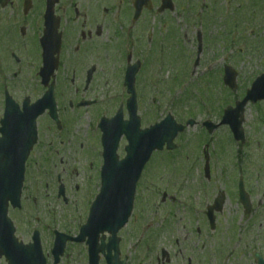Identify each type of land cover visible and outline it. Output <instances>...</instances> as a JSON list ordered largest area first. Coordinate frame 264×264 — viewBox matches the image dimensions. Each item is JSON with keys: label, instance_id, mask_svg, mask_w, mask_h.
<instances>
[{"label": "flooded vegetation", "instance_id": "obj_1", "mask_svg": "<svg viewBox=\"0 0 264 264\" xmlns=\"http://www.w3.org/2000/svg\"><path fill=\"white\" fill-rule=\"evenodd\" d=\"M162 3L152 0L148 9L143 0H0V143L26 142L27 124L38 115L22 209H10V218L18 241L39 247L45 264H264L263 151L243 153L239 147L232 183L217 187L210 184L215 168L206 145L185 172L207 184L189 185L187 199H177V194L142 202L137 198L122 226L107 223L113 216L100 217L98 210L91 216L103 168H113L105 165L99 124L119 112L125 122L131 119L125 85L129 66L138 69L134 118L145 127V15H161ZM50 26L60 43L51 73L44 48ZM50 90L56 108L49 102ZM92 126L97 127L100 157L93 185V166L75 143ZM66 137L73 141L64 142ZM257 144L258 149L262 143ZM128 145L124 136L116 152L119 160L127 156ZM159 154L154 152L151 160ZM218 171V180L226 183L224 169ZM75 176L83 178L74 181ZM22 212L26 227L18 235Z\"/></svg>", "mask_w": 264, "mask_h": 264}, {"label": "rangeland", "instance_id": "obj_2", "mask_svg": "<svg viewBox=\"0 0 264 264\" xmlns=\"http://www.w3.org/2000/svg\"><path fill=\"white\" fill-rule=\"evenodd\" d=\"M174 1L177 10L173 16L168 13L145 15V68L142 74L145 87L142 102L145 125L156 122L158 117L155 113L158 109V119H163L171 112L179 122L185 123L193 118L199 122V126L188 129L176 140L178 149L173 154L156 157L145 173L141 189H138V200L141 202L161 199L164 193L168 196L177 194V199H187L188 191H184L189 185L207 184L203 178L184 174L186 167L198 162L205 146L203 142L197 144L205 135L201 130V123L207 119L219 122L220 110H225L229 103L233 106L244 95L245 88H249L255 78L264 73V0ZM156 2L159 3V0ZM154 27L156 29L153 35L156 38L152 37L149 41V32ZM199 32L204 35V51L200 64L192 75ZM225 65L232 66L239 74L238 89L234 92L223 85L221 74ZM155 83L158 84L156 88L153 86ZM203 106L208 112L205 113ZM258 118L264 120V103L253 107L248 105L244 128L252 144L244 147L243 153L264 152V125L259 124ZM224 130L211 137L205 135L206 141L210 140L209 152H212V166L215 168L210 184L217 187L222 183L227 186L233 181L231 169L234 167V151L237 146L232 143L230 131L227 128ZM63 141L69 143L73 140L66 137ZM258 142L262 145L257 149ZM75 143H79L78 150L93 166V185L100 166L97 127L92 126L85 139ZM187 156H190L189 160ZM169 158L175 161L170 163ZM218 169H224L223 179L225 178L226 183L218 180ZM82 178L75 176L74 181L80 182ZM87 192L90 194L89 190ZM48 196L50 197V191ZM21 223L22 230L20 228L18 235H22L26 227L24 212ZM4 262L0 260L1 264H5Z\"/></svg>", "mask_w": 264, "mask_h": 264}, {"label": "water", "instance_id": "obj_3", "mask_svg": "<svg viewBox=\"0 0 264 264\" xmlns=\"http://www.w3.org/2000/svg\"><path fill=\"white\" fill-rule=\"evenodd\" d=\"M236 78H237V73L234 70H232L231 68H226L225 84L227 86H229L232 90L236 89V87H237ZM250 99L253 102H257L258 100L264 99V76L258 80L257 91L254 88L253 91L249 92L248 97L242 103L238 104L236 110L233 111L232 109H229L226 112V117L224 119L223 124H230L231 127H233L234 125L237 124L238 127H235V128L233 127L234 132L236 134V137L238 134L242 135V131L240 130L239 126H241V124L243 122L244 108ZM239 119H241V120H239ZM193 124H194L193 122L190 123V125H193ZM161 127H163V130H162V132L160 130V133H159V135L161 136L160 148L162 149L164 142H167L169 144V149L174 148V146L172 145L173 140L177 136L178 132H183L184 127L175 125L174 122H172V121L169 122L168 120L165 121L164 123H162ZM13 177H14V175H11V178H13ZM137 178H138V175H136V176L129 175V182L133 185V191H134V186H135V182H136ZM133 191H132V193H133ZM6 205L7 204L5 202L4 203V211L5 212H6ZM0 254H3V252L1 251Z\"/></svg>", "mask_w": 264, "mask_h": 264}]
</instances>
